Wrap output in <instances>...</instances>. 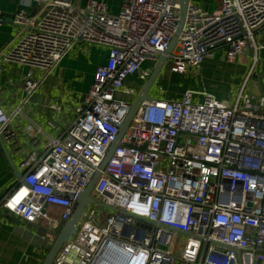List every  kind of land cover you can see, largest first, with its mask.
Segmentation results:
<instances>
[{
    "label": "built area",
    "instance_id": "2783aa9c",
    "mask_svg": "<svg viewBox=\"0 0 264 264\" xmlns=\"http://www.w3.org/2000/svg\"><path fill=\"white\" fill-rule=\"evenodd\" d=\"M19 2L15 43L1 54L30 68L28 95L84 44L104 46L108 56L80 98L75 120L43 152L32 149L23 158L20 183L0 199V224L8 211L57 231L76 195L101 171L93 189L99 201L92 194L95 203L52 264H264V94L246 91L264 48V0H219L215 10L190 2L168 68L184 75L218 51L237 63L252 49L247 80L234 98L192 88L144 101L103 170L132 110L118 95H138L126 80H147L151 71L143 63L167 53L180 0H123L117 14L103 0ZM5 21L0 9V25ZM18 113L0 106V136L12 145L19 143L12 125ZM47 205L62 208L60 218Z\"/></svg>",
    "mask_w": 264,
    "mask_h": 264
},
{
    "label": "crops",
    "instance_id": "0c3cea01",
    "mask_svg": "<svg viewBox=\"0 0 264 264\" xmlns=\"http://www.w3.org/2000/svg\"><path fill=\"white\" fill-rule=\"evenodd\" d=\"M73 1L80 5L86 2V0ZM103 1L107 3L112 14L120 11L123 2V0ZM192 1L207 10L218 8H208L209 0ZM19 7V0H0V9L6 16V21L0 25V106L10 112L19 109L17 116L12 119L19 143L12 145L3 139L6 149L0 142V199L21 180L17 177L12 161L20 170L21 162L30 150L35 149L41 153L51 138H57L63 134L65 127L76 118L75 108L93 82L96 67L106 63L108 56L106 47L84 44L80 49L64 57L51 74L39 82L36 91L28 95L24 89V81L30 68L25 65L7 63L1 54L15 43L17 28L13 23V15ZM28 9L34 15L39 10V6L34 3ZM262 42L264 43V38ZM247 53H250V50ZM243 56L237 63L243 61ZM222 59L226 64L229 63L225 60L223 52L218 51L216 57L204 62L200 69L207 74L211 71L218 72V61H223ZM155 62L156 60L144 62L142 69L152 72ZM257 64H259L260 76L264 83V48L259 51ZM250 71L251 66L248 65L245 71L246 76ZM39 76L37 74L36 77L39 78ZM145 81L141 80L139 75H134L126 80V84L140 90ZM193 84L177 93H168L164 98L179 97L184 90L194 88ZM260 91L263 93V88ZM210 92L218 98L228 99L218 90ZM118 97L122 98L119 95ZM1 216L3 222L0 224V264H43L57 236L52 239L51 235L46 237L43 232L38 236V232L32 226L33 224L37 226V223L24 222L8 211H2ZM38 223L46 227L42 222ZM48 231L53 234L56 232L49 229ZM178 262L184 264L180 260Z\"/></svg>",
    "mask_w": 264,
    "mask_h": 264
},
{
    "label": "rangeland",
    "instance_id": "374dc122",
    "mask_svg": "<svg viewBox=\"0 0 264 264\" xmlns=\"http://www.w3.org/2000/svg\"><path fill=\"white\" fill-rule=\"evenodd\" d=\"M209 7L214 9L218 7L219 0H209L208 1ZM223 60V59H222ZM252 56L250 53H247L243 56V61L240 63H228L226 64L223 61H218L219 71H211L210 74L204 73L201 69L200 70H192L188 74H178L172 73L171 70L168 68L167 63L162 68V72L160 73L159 77L156 80V83L152 87V97L153 98H164L169 94H174L185 87L191 86L193 83L194 88L205 90L210 92L211 90H218L220 94H225L224 97L226 98H234L238 95L239 91L241 90V85L243 81L247 80L246 70L248 65L252 67ZM220 70L222 72H220ZM261 76L258 68L255 67V70L252 72V75L247 80V90L246 91H254L257 94H261V89L263 88L261 84ZM211 93V92H210ZM213 93V92H212ZM119 96L124 97L128 101L134 103L138 95H130V94H119ZM131 130V129H130ZM93 197L99 201V198L93 193ZM88 209H92V205L89 206ZM46 211L50 212V214L55 218H60L62 208L47 205L45 208ZM98 211L96 216L99 217ZM107 212V211H105ZM67 221L64 222V225ZM64 225L59 228L54 234L49 232L48 229L39 223L37 226L33 224L32 226L35 227L36 231L38 232L37 235L40 236L41 232L44 235L50 236L55 238L58 233L62 230ZM81 223L77 226L75 233L80 228ZM41 229V231L39 230ZM42 235V234H41ZM42 237V236H41ZM40 237V238H41ZM181 237V236H180ZM183 242L186 238H182ZM182 244L178 245L176 251L181 250ZM51 244V243H50ZM50 247V246H49ZM177 253V252H176ZM174 264H180L177 261Z\"/></svg>",
    "mask_w": 264,
    "mask_h": 264
},
{
    "label": "water",
    "instance_id": "95a60500",
    "mask_svg": "<svg viewBox=\"0 0 264 264\" xmlns=\"http://www.w3.org/2000/svg\"><path fill=\"white\" fill-rule=\"evenodd\" d=\"M191 1L192 0H180V9H179V13H178L180 19H179L176 34L173 37L171 45H170L169 49L166 51L167 53L162 54L157 58V60L155 62V66L152 69L153 71L151 72V74L147 78V80L144 82L142 87L140 88L138 96H137L136 100L134 101V103L132 104V107H131L132 110H131L130 114L128 115V117L126 118V120L123 123H120V125H119L120 126V132H119L118 138L114 142L110 152L105 157V159L103 161V165L100 167V170H103V168L106 164L105 162L111 156L114 149L118 146L117 144L119 143L120 138L127 131V129L130 127L129 125L132 122L135 115L137 114L141 104L144 101H151L153 99V97L151 96L152 87L156 83L157 78L159 77L160 73L162 72V68L164 67V65L167 61V58H168L167 54L170 53V51L173 49L174 45L177 42V37L180 34L179 32L182 30V28L185 24V20L187 17V15H186L187 9H188V6L190 5ZM249 50H250L251 56H253L254 55L253 50L252 49H249ZM256 68H258V70L260 72L259 64L256 65ZM261 84L263 86V94H264V83H263L262 79H261ZM3 139L4 138L2 136H0V142L6 148V144H5ZM12 164H13V167L16 171L17 177L22 178L21 171L18 169V167L15 165V163L13 161H12ZM100 174H101V171H97L94 174V176L92 177V179L90 180V183L87 186V188L85 189V191L76 195V200H77L76 205H75L70 217L67 219V222L65 223L64 227L58 233V235H57L46 259L44 260L43 264H52L56 254L58 253L60 248L66 242H68V240L71 238L72 233L76 230L79 222L81 221V217L83 216V213L85 212V209L87 208V206L90 203H95V200L92 197V194H93L94 186H95L96 181L99 178Z\"/></svg>",
    "mask_w": 264,
    "mask_h": 264
}]
</instances>
